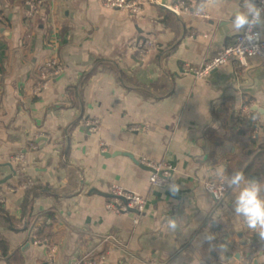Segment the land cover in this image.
Here are the masks:
<instances>
[{
	"label": "crops",
	"instance_id": "obj_1",
	"mask_svg": "<svg viewBox=\"0 0 264 264\" xmlns=\"http://www.w3.org/2000/svg\"><path fill=\"white\" fill-rule=\"evenodd\" d=\"M138 1L131 14L43 0L30 18L27 0H0V180L11 177L0 184V264H49L52 248L58 264H264L233 189L221 202L206 189L238 169L264 195V58L195 72L242 31L232 20L244 0H157L176 14ZM54 60L62 70L42 89ZM117 151L171 165L179 191L104 154ZM109 182L146 196L136 225L108 210Z\"/></svg>",
	"mask_w": 264,
	"mask_h": 264
},
{
	"label": "built area",
	"instance_id": "obj_2",
	"mask_svg": "<svg viewBox=\"0 0 264 264\" xmlns=\"http://www.w3.org/2000/svg\"><path fill=\"white\" fill-rule=\"evenodd\" d=\"M42 1L43 0H27L30 18H33L38 14ZM102 1L107 7L131 14H137L142 9L141 2L138 0ZM256 6L264 7V0H256ZM263 13L264 12H261V16ZM259 26L260 25H257L251 29L245 26V28L236 36L235 41L231 45L220 50L214 58L206 61L200 68L195 70L196 76L204 78L214 70L228 64L232 59H238L242 63H245L250 57L264 58V38L262 37ZM61 70L62 67L57 61L54 60L50 62L41 74V80H43V82H41L40 87L42 89L48 88L49 81L56 77ZM245 110H250V106L246 105ZM86 124L93 132H99L102 129V123L96 118H88ZM135 128L139 129V126H136ZM14 158L21 157L16 156ZM140 161L155 169V172H151L150 174V183L153 186L172 187L174 185L173 169L171 165H168L164 161H148L145 158ZM107 188L109 192V201L107 203L108 210L119 215L123 214L132 216L133 224L136 225L146 208V196L142 193L134 192L115 182H109ZM206 189L212 196L213 200L221 202L226 197L229 187L225 178H219L215 182L207 183ZM36 243H39V241L36 240ZM105 257L106 255H102L100 258L82 256L77 264H99L100 260ZM48 260L49 264H58L56 248H52Z\"/></svg>",
	"mask_w": 264,
	"mask_h": 264
},
{
	"label": "clouds",
	"instance_id": "obj_3",
	"mask_svg": "<svg viewBox=\"0 0 264 264\" xmlns=\"http://www.w3.org/2000/svg\"><path fill=\"white\" fill-rule=\"evenodd\" d=\"M245 10L234 14L232 24L237 30L254 28L257 25L264 26V20H261V12H264V7H258L251 3L250 0H244ZM244 184L241 187V184ZM228 187L233 189L236 195L235 212L237 215H243L248 229L258 231L261 239H264V195H262L260 182L246 178L242 170L234 169L231 177L227 182ZM174 192L179 191V185L172 186ZM239 189V192H236ZM176 219H169L167 227L171 230L177 228ZM222 249L224 245L220 246ZM221 259H224L223 254Z\"/></svg>",
	"mask_w": 264,
	"mask_h": 264
},
{
	"label": "water",
	"instance_id": "obj_4",
	"mask_svg": "<svg viewBox=\"0 0 264 264\" xmlns=\"http://www.w3.org/2000/svg\"><path fill=\"white\" fill-rule=\"evenodd\" d=\"M154 2H155V4H156L158 7L163 8V9H166V10H168V11H170V12L176 14V12H175L172 8H170V7H168V6L164 5V4L159 3L157 0H154ZM255 110H259V108L256 107ZM104 154H105L106 156L126 155V156L132 158V159H133L137 164H139L141 167H143V168L149 170L150 172H155V169H154V168H152L151 166H147L146 164H144V163H142L141 161L137 160L133 154H129V153L121 152V151H117V152H114V153H112V154H110L109 152H106V153H104ZM10 178H11V177L8 176L7 178H4V179L0 180V184L6 182V181H7L8 179H10Z\"/></svg>",
	"mask_w": 264,
	"mask_h": 264
},
{
	"label": "trees",
	"instance_id": "obj_5",
	"mask_svg": "<svg viewBox=\"0 0 264 264\" xmlns=\"http://www.w3.org/2000/svg\"><path fill=\"white\" fill-rule=\"evenodd\" d=\"M254 127L253 129H251V135H254L255 131H254ZM36 188H38V186H34L33 188H31L28 192V196L31 197V195L36 191Z\"/></svg>",
	"mask_w": 264,
	"mask_h": 264
}]
</instances>
